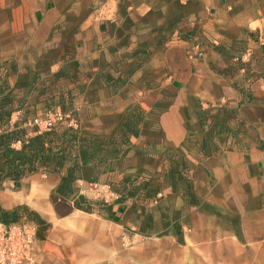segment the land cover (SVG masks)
I'll return each instance as SVG.
<instances>
[{"label":"crops","instance_id":"obj_1","mask_svg":"<svg viewBox=\"0 0 264 264\" xmlns=\"http://www.w3.org/2000/svg\"><path fill=\"white\" fill-rule=\"evenodd\" d=\"M249 2L0 0V58L2 70L9 74L6 93L17 97L11 125L29 119L32 93L33 104L45 102L39 84L29 88L45 71L41 65L46 71L57 68L49 74L51 79L72 67L74 73L64 80L73 83L67 92L86 100L80 104L83 113L78 116L84 121L79 135L117 144L108 149L114 155L101 164L80 163L90 181L120 183L146 169L162 170L158 176L168 175L171 197L177 195L174 176L182 171L200 204L236 207L233 215L248 223V236L264 238V226L259 225L264 223V1ZM117 62V73L108 71ZM110 74L120 78L119 84L102 82L100 78ZM93 95L94 101L87 99ZM135 111L143 116L138 134L124 135ZM199 111L206 114L203 122ZM216 121L235 132L226 139L219 136L207 148L203 141ZM157 130L168 153L160 160L153 156L156 162L150 166L152 160L138 152L159 144L154 143ZM129 153L131 158L124 160ZM64 174V169L48 174L50 189ZM78 179L74 188L84 183ZM13 187L9 181L2 184V210L30 204L52 217L45 190L34 204L29 194ZM124 204L112 205L114 217L129 210ZM69 242L66 233L62 244L49 233H39L35 264H77Z\"/></svg>","mask_w":264,"mask_h":264},{"label":"rangeland","instance_id":"obj_2","mask_svg":"<svg viewBox=\"0 0 264 264\" xmlns=\"http://www.w3.org/2000/svg\"><path fill=\"white\" fill-rule=\"evenodd\" d=\"M263 1L261 0V4ZM255 5L260 6V3ZM0 63H4L1 58ZM26 65L31 67L32 63ZM109 68L108 71L116 74L121 65L117 62ZM40 69L45 71H40L35 85L39 84L40 89L47 92L44 94H47L45 98L48 101L45 103L36 101L37 105L29 110L30 115L34 114L42 122L50 120L59 124V129L69 126L73 131L80 133L81 122L84 119L78 114L83 113L80 112V104L86 100L82 98V94L75 98L67 92L68 89H73L71 81H64L67 78L55 76L53 79L50 78L49 74L55 72L57 68L46 71V66L41 65ZM108 71L105 72L109 74ZM63 72L70 76L74 70L69 67ZM100 79L105 85L113 86L119 84L120 80L111 74ZM38 91L36 88V92ZM31 95L33 104L34 93ZM60 95L63 96V108L60 105ZM95 97L93 95L87 99L94 101ZM59 113H65L63 115L67 117L62 122L55 120ZM142 122L143 116L135 111L133 119L122 130L123 134L129 136L138 134L137 126ZM220 123L216 127L215 122L209 126L203 141L207 148L214 145V140L219 136L225 138L228 135L229 138V135L235 132L229 125ZM154 134L155 143L161 139L160 131H154ZM167 153V148L159 141L155 147L147 145L138 152V155L151 159L152 163H147L152 166L153 162H156L153 156H159L160 160L162 158L160 156H167ZM130 154L132 153L124 154L123 159L131 158ZM82 170L83 168L81 171L77 170V176L82 177L80 180H84V183L77 188L73 185L74 192L67 199L52 196L59 184L50 189L48 174L56 172H42L35 178L25 179L26 181L23 180L20 189L16 191L28 195L35 190L40 194L35 204H39L45 190V203L54 212L52 217H49L45 209L23 204L16 207L27 210H20L19 221L27 220L34 223L37 228L36 237L39 233L44 235L46 232L60 244L63 241V234L66 233L67 242L70 241L72 256L77 264H264V238L248 236V223L233 215L236 207L230 204L227 208L200 204L192 195L190 188L192 185L186 176H183L182 171L174 176L177 195L170 197L166 190L168 175L158 176L162 170L157 172L146 169L149 176L144 174V171L143 174L120 183L90 181ZM80 197L92 203L93 213L75 209L74 204ZM120 201L125 202L124 205L130 208L118 218L114 217L112 205ZM139 205L144 207L139 210ZM190 210L194 212L191 214ZM259 225L263 228L264 223ZM251 233H257L256 226H252Z\"/></svg>","mask_w":264,"mask_h":264},{"label":"trees","instance_id":"obj_3","mask_svg":"<svg viewBox=\"0 0 264 264\" xmlns=\"http://www.w3.org/2000/svg\"><path fill=\"white\" fill-rule=\"evenodd\" d=\"M3 68L0 63V189L4 182L9 181L14 184V190L17 191L22 181L28 177L42 172H57L65 168V174L52 196L67 199L73 194V185L79 178L77 170L81 171L83 168L80 167V163L96 161L101 164L103 160L114 155L113 151L108 149L116 143L112 140L79 135L69 126L59 129V124L54 125L50 130L40 131L34 124L38 118L34 114L30 115V111L26 113L29 119H20L11 125V117L16 112L17 97L12 93H6L9 90L7 83L9 74L5 73ZM55 77L69 78L62 70ZM34 84L35 81L29 85V88H34ZM45 95L47 94L40 93L39 96ZM62 98L63 96L60 95V105L63 108ZM36 105V103L32 104L30 108ZM21 109L22 106L18 110ZM197 116L201 122L207 119L206 114L201 111ZM219 124L221 123L216 121L215 127ZM31 134L34 136H29ZM74 207L85 213L94 212L92 203L84 197H80ZM20 210L27 211L23 207L11 212L0 208V224L18 222Z\"/></svg>","mask_w":264,"mask_h":264},{"label":"built area","instance_id":"obj_4","mask_svg":"<svg viewBox=\"0 0 264 264\" xmlns=\"http://www.w3.org/2000/svg\"><path fill=\"white\" fill-rule=\"evenodd\" d=\"M67 117L57 114L56 122H62ZM40 131L50 130L56 123L50 120L35 123ZM36 225L30 221L0 224V264H35L34 246Z\"/></svg>","mask_w":264,"mask_h":264},{"label":"bare ground","instance_id":"obj_5","mask_svg":"<svg viewBox=\"0 0 264 264\" xmlns=\"http://www.w3.org/2000/svg\"><path fill=\"white\" fill-rule=\"evenodd\" d=\"M38 195L40 194L36 193V191L33 190L32 193L28 195V198H30V203L35 204L37 202Z\"/></svg>","mask_w":264,"mask_h":264}]
</instances>
